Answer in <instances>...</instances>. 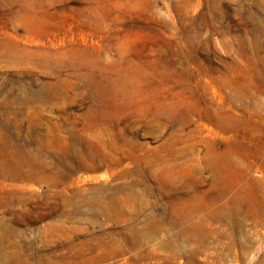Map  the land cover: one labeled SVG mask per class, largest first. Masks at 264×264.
<instances>
[{"label":"rangeland","instance_id":"1","mask_svg":"<svg viewBox=\"0 0 264 264\" xmlns=\"http://www.w3.org/2000/svg\"><path fill=\"white\" fill-rule=\"evenodd\" d=\"M0 264H264V0H0Z\"/></svg>","mask_w":264,"mask_h":264}]
</instances>
